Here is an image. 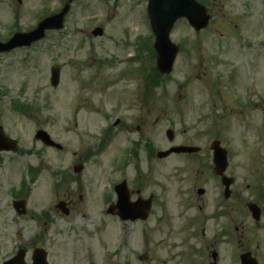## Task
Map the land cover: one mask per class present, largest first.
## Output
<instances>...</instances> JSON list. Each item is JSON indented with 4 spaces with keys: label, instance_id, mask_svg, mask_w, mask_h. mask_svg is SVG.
<instances>
[{
    "label": "rangeland",
    "instance_id": "1",
    "mask_svg": "<svg viewBox=\"0 0 264 264\" xmlns=\"http://www.w3.org/2000/svg\"><path fill=\"white\" fill-rule=\"evenodd\" d=\"M203 1L210 14L203 32L193 31L184 20L170 32L175 43L187 39L189 54L176 57L170 78L160 88L148 87L149 57L130 60L135 39L150 34L145 1L75 0L61 31L46 32L41 41L0 54V126L18 145L15 153L0 152V257L46 235L53 242L51 259L56 264H183L165 228L171 212L164 202L168 167L179 160L146 158V140L161 151L182 142L208 150L218 137L238 162L240 202L249 200L245 185L264 173L263 166L255 175L249 172L264 157V0ZM58 7L59 0H0V42L30 30ZM95 27L103 30L101 36L91 35ZM104 59L109 64L98 65ZM55 64L60 81L52 87L49 70ZM200 70L207 75L196 79ZM187 72L190 86L182 87ZM207 81L219 82L215 88L221 102L189 115V101L195 97L185 100V93L204 100ZM229 81L234 90L227 87ZM246 88L249 98L242 92ZM236 97L253 102V110L238 111ZM115 119L123 129H114L98 150L101 131ZM167 128L174 130L172 143L165 137ZM38 129L63 149L34 140ZM129 150L137 156L130 155L124 166ZM155 163L160 168L152 174ZM76 164L82 165L79 173L73 172ZM121 176L134 193L142 185L143 198L154 195L147 220L121 222L106 214V199L115 200L112 187ZM22 182L30 192L26 214L18 215L12 194ZM135 198L133 194L131 200ZM59 200L69 201L68 215L55 209ZM239 221H252L245 206H240Z\"/></svg>",
    "mask_w": 264,
    "mask_h": 264
},
{
    "label": "flooded vegetation",
    "instance_id": "2",
    "mask_svg": "<svg viewBox=\"0 0 264 264\" xmlns=\"http://www.w3.org/2000/svg\"><path fill=\"white\" fill-rule=\"evenodd\" d=\"M66 1L60 0V8ZM187 75L181 84L182 87L190 86L191 75L188 72ZM206 75V71L200 70L196 73V79ZM206 84L209 93L204 100L196 97V94L185 93V100L188 95L195 97L189 101V105L192 106L188 110L189 115H198L203 106L216 108L218 102H221L219 91L215 88L218 87L219 82L207 81ZM226 85L229 89H235L231 81ZM242 106L246 110H253L248 106V102ZM175 112L176 115L183 114L178 109ZM120 123L123 124L121 121ZM180 145L198 146L195 143L183 142L173 146ZM223 146L227 151L224 175L230 179L227 190L221 178L215 174L211 152L206 150L205 146H198L199 151L194 154L171 155L163 159L179 160L178 163L168 167L169 188L166 191L165 203L168 208L170 207L171 212L168 221L165 222V228L183 264H240L239 257L242 254L250 255L257 264H261L264 260V173L256 179L248 180L245 189L248 191L249 200L240 202L242 191L238 182V162L228 145L224 143ZM261 161L262 165L257 167L254 162L250 165V175H255L260 166H263L264 171V157L258 158V163ZM159 168V163L158 165L155 163L151 168V171H154L152 174L157 173ZM141 180L142 178L139 181ZM209 183L212 184L211 193L207 188ZM198 190H202L201 195L198 194ZM142 191L143 187L140 185L136 192L141 194ZM226 192H228L227 196ZM250 203L258 206L260 220L239 221L240 206L247 207ZM52 243L46 235L39 238L32 237L28 242L14 247L11 253L8 252L6 256L0 257V264H37L34 261L37 256L41 259V263L45 258L47 264H56L51 259ZM38 249L40 252L36 253ZM19 251L23 253L16 258Z\"/></svg>",
    "mask_w": 264,
    "mask_h": 264
},
{
    "label": "water",
    "instance_id": "3",
    "mask_svg": "<svg viewBox=\"0 0 264 264\" xmlns=\"http://www.w3.org/2000/svg\"><path fill=\"white\" fill-rule=\"evenodd\" d=\"M151 2L155 11V18L153 22L154 28L158 33L159 52L161 55L160 70L163 72H167L170 69L171 61L174 54V50L170 46L166 45V35L172 23L178 17L185 16L192 26H194L196 29H199L205 25L207 17L204 10L197 3H195L194 0H151ZM66 12L67 7H65L60 14L44 19L32 32L16 33L6 43H0V53L10 51L18 46L29 45L31 42L41 38L45 29L60 28L62 18ZM94 34H100V31L96 30ZM58 74V67L53 66L51 69V84L53 86H56L58 82ZM169 135L170 131L167 132L168 137ZM35 138L40 140L45 145L54 146L57 149L60 148V145L54 143L45 131H38L35 135ZM217 146V143H214V147ZM0 150H16V142L14 140L6 139L2 134L1 127ZM167 153L168 152L159 153L158 156L161 157L167 155ZM215 156L218 157L217 150ZM80 169L81 166L74 167L75 172H79ZM126 196L128 197L127 193ZM124 201L125 199L124 197H122V202ZM17 206L23 207V203L17 204L16 207Z\"/></svg>",
    "mask_w": 264,
    "mask_h": 264
}]
</instances>
